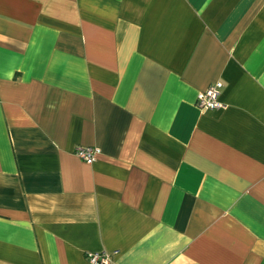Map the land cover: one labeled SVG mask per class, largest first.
Segmentation results:
<instances>
[{"label": "crops", "instance_id": "obj_1", "mask_svg": "<svg viewBox=\"0 0 264 264\" xmlns=\"http://www.w3.org/2000/svg\"><path fill=\"white\" fill-rule=\"evenodd\" d=\"M100 252L264 264V0H0V264Z\"/></svg>", "mask_w": 264, "mask_h": 264}, {"label": "built area", "instance_id": "obj_2", "mask_svg": "<svg viewBox=\"0 0 264 264\" xmlns=\"http://www.w3.org/2000/svg\"><path fill=\"white\" fill-rule=\"evenodd\" d=\"M222 90V83L215 82L209 85L205 90L200 91L196 98V107L201 110H216L223 108L219 97ZM101 150L98 147H76L74 154L80 160L87 164H92L100 155ZM89 264H110L111 257L107 252L89 253L86 256Z\"/></svg>", "mask_w": 264, "mask_h": 264}]
</instances>
